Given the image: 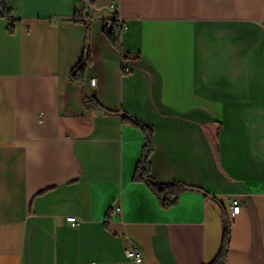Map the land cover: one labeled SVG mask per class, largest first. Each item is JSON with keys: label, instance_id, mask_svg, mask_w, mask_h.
<instances>
[{"label": "crops", "instance_id": "1", "mask_svg": "<svg viewBox=\"0 0 264 264\" xmlns=\"http://www.w3.org/2000/svg\"><path fill=\"white\" fill-rule=\"evenodd\" d=\"M91 1L5 0L0 264H204L224 211V264H264V0ZM122 113L153 130V178L188 186L170 207L134 180L145 135Z\"/></svg>", "mask_w": 264, "mask_h": 264}, {"label": "trees", "instance_id": "2", "mask_svg": "<svg viewBox=\"0 0 264 264\" xmlns=\"http://www.w3.org/2000/svg\"><path fill=\"white\" fill-rule=\"evenodd\" d=\"M89 2L90 4L92 3L91 0H89ZM0 16L6 18L12 17V11L6 5L5 0H0ZM75 20L77 22H82L86 24L87 37H86V47H85L84 55L81 58V60L77 63V65L73 68L70 76L74 82L83 83L87 66L91 61L90 48H89L90 19L87 17H83L82 12H76ZM110 21L112 22V26L110 28L105 26V34L107 35L108 39L113 44V46L123 51V57L128 58L130 54L126 53L121 45V33L123 30V24L119 20V15L116 14L115 17ZM87 105L89 107L103 109V107L99 104L95 96H92L91 98L87 99ZM121 115L123 120L131 121L134 122L135 124L141 125L145 135V144L143 147V153L141 159L137 163L134 174V180L145 182L147 186L151 189V191L157 196L161 206L165 208L170 207L171 205L177 202L181 191L183 189H186L188 186L180 182L163 184L157 182L153 178L151 171V155L154 151L155 143H154V134L152 128L147 127L144 124H141L138 120L134 119L129 114L122 113ZM223 216H224L223 237H222L221 248L213 260L206 262L204 264H224L227 260L230 238H231L232 223L229 217L227 216V214L225 213V211Z\"/></svg>", "mask_w": 264, "mask_h": 264}, {"label": "built area", "instance_id": "3", "mask_svg": "<svg viewBox=\"0 0 264 264\" xmlns=\"http://www.w3.org/2000/svg\"><path fill=\"white\" fill-rule=\"evenodd\" d=\"M112 6H114V5H112ZM105 26L110 28L112 26V22L110 20L107 21L105 23ZM124 70L128 71V67L125 66ZM91 83L93 85H95L96 84V79L92 78L91 79ZM240 208H241V206L238 203V201L235 198H233V200H232V213H233V215L237 214L240 211ZM114 211L119 213L121 211V208L118 206V207L115 208ZM67 219H68V221L72 222L73 224L77 223V217L76 216H73V215L72 216H68ZM126 255L129 258L133 259L137 263H139L142 260V253L140 251H138L137 249H135L133 246H128L126 248Z\"/></svg>", "mask_w": 264, "mask_h": 264}, {"label": "water", "instance_id": "4", "mask_svg": "<svg viewBox=\"0 0 264 264\" xmlns=\"http://www.w3.org/2000/svg\"><path fill=\"white\" fill-rule=\"evenodd\" d=\"M83 2H84L88 7H91V4H90L89 0H83Z\"/></svg>", "mask_w": 264, "mask_h": 264}]
</instances>
